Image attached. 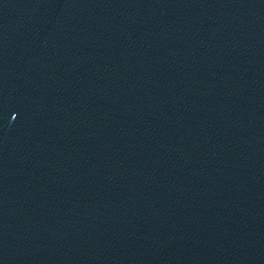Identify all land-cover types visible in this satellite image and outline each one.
<instances>
[{"label":"water","instance_id":"95a60500","mask_svg":"<svg viewBox=\"0 0 264 264\" xmlns=\"http://www.w3.org/2000/svg\"><path fill=\"white\" fill-rule=\"evenodd\" d=\"M0 264H264V0H0Z\"/></svg>","mask_w":264,"mask_h":264}]
</instances>
